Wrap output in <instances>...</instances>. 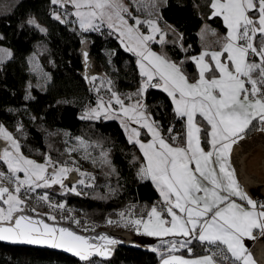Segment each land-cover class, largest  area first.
Segmentation results:
<instances>
[{"label":"snow or ice","instance_id":"snow-or-ice-1","mask_svg":"<svg viewBox=\"0 0 264 264\" xmlns=\"http://www.w3.org/2000/svg\"><path fill=\"white\" fill-rule=\"evenodd\" d=\"M50 3L64 9L63 13H52L56 21L67 24L69 16L75 17L72 23L82 33L100 32L106 26L124 50L136 57L142 78L136 92L125 98L113 90L112 80L105 78L101 84L106 82L110 98L98 96L96 106L86 109L81 117L118 119L128 142L138 146L142 153L143 163L137 176L150 181L161 197L158 204L147 210L146 218L143 214L136 217L134 212H120L119 220L108 219L107 223L131 226L138 234L148 237H181L168 242V255L166 258L162 255V264H227L229 260L232 264H256L244 245V238H255L256 231L264 235V205L257 210L256 203L241 188L231 154L233 146L250 128L259 125V131L264 132V0H210L209 18L221 17L227 32L218 40L219 50L205 48L198 56L187 57L197 69L198 78L193 81L182 68L185 60L173 61L166 53H157L151 47L171 42L188 51L184 48L182 33L169 25L160 26L163 20L160 8L167 5V0H130L131 7L124 0H50ZM68 6L73 11L69 12ZM133 8L145 11L146 18L133 15ZM26 23L42 33L47 32L34 17ZM142 26L147 27L146 32L141 30ZM169 34L174 36L172 41L167 40ZM87 43L86 39L81 40V44ZM0 51L4 52L0 55L2 64L6 57H11V52ZM82 56L87 69L86 49ZM32 71L41 72L34 60ZM42 78L50 79L47 73H42ZM84 78L90 82L96 80L87 73ZM149 89H160L171 99L174 114L185 121L183 135L173 134L174 127L168 128L167 137L163 135L160 123L151 117L145 103ZM96 91L99 93L100 88ZM125 99L134 102L125 104ZM197 116L206 122V128L197 123ZM141 129H146L151 137L147 142L140 139ZM23 130V124L18 123L16 131ZM0 139L6 142L0 150V163L6 166V170H0V241L63 248L86 264H92L95 256L108 257L117 240L103 235L96 238L103 243L93 242V238L68 227L50 225L26 214L28 200L38 189L59 185L80 195L75 186L66 188L65 185L69 173L80 169L69 167L67 162H54L50 155L45 156L44 163L25 156L20 140L2 123ZM77 139L79 145L68 149V153L82 147L84 158L88 159V145ZM96 147L100 145L97 143ZM100 158L101 163H110L106 152L101 151ZM80 175L91 177L90 173L80 172ZM78 183L84 185L85 180L80 179ZM234 197L246 205L237 203ZM36 198L48 202L50 207H65L63 203L51 204L47 191ZM49 219L55 221L56 217L50 215ZM74 223L79 225L80 221L74 220ZM193 241L205 245L208 254L194 259L172 254L179 248L191 253ZM151 250L158 251L155 247Z\"/></svg>","mask_w":264,"mask_h":264},{"label":"trees","instance_id":"trees-1","mask_svg":"<svg viewBox=\"0 0 264 264\" xmlns=\"http://www.w3.org/2000/svg\"><path fill=\"white\" fill-rule=\"evenodd\" d=\"M207 1L167 0V5L160 8L162 21L172 24L183 34V45L188 51L181 50L178 44L167 43L164 46L174 60L186 61L182 68L191 77L195 75V67L186 56L198 51L200 47L197 34L199 26L207 20L219 29H224L218 17L210 19L206 16ZM53 12L63 13L64 9L51 5L50 0H9L6 5L0 6V44L9 47L11 52V57L5 58L0 64V123H4L20 140L24 154L38 160L50 155L54 162H64L66 134L69 137L79 134L101 141L113 170L110 173L92 171L91 177L95 179L86 181L77 190L80 195L64 190L58 194L60 199L75 206L81 211L83 219L92 222L119 220L120 212H134L136 217L145 215L147 210L158 202L159 194L150 181L141 180L137 176V168L142 160L138 147L128 142L118 119H81L86 109L98 100V96L104 98L105 93L110 94L106 82L103 87L105 89H100L98 93V86L95 85L97 82L86 81L84 78L81 47H86L89 54L101 65L100 77L111 79L113 90L122 96L135 93L139 88L142 78L136 65V57L124 50L116 35L109 34L110 30L106 26L100 32L82 33L77 25L72 23L71 16L68 17L69 23L61 24L53 18ZM30 17L42 24L47 32L42 33L34 26L28 25L26 21ZM83 37L88 41L87 44H81ZM106 51L110 52L108 56ZM31 53L36 55L43 70L50 77L44 88L34 84L31 88L28 86L29 81L34 78L28 64ZM29 95L32 98L26 99ZM145 103L151 117L160 123L164 136L169 135V127H174L173 134L183 135L184 120L174 114L173 104L166 93L160 89H149ZM32 117L36 119L33 120ZM18 123L23 124L22 133L16 131ZM197 123L202 128L207 127L200 117H197ZM201 135L203 137V133ZM147 136V132L141 129V137ZM169 142L172 143L171 140ZM0 166L4 167L2 163ZM128 207L130 209L126 211ZM72 217L70 215L69 218H59L55 221L68 223L85 232L104 228H83L72 223ZM114 225L116 227L110 228L130 231L133 238L145 247L120 246L108 259L92 258V264H161L159 256L163 251L158 248L157 252L151 250L155 238L142 237L136 234L131 226ZM190 247L191 253L206 251V246L198 241H193ZM0 264L86 262H79L46 248L7 245L0 242Z\"/></svg>","mask_w":264,"mask_h":264},{"label":"crops","instance_id":"crops-1","mask_svg":"<svg viewBox=\"0 0 264 264\" xmlns=\"http://www.w3.org/2000/svg\"><path fill=\"white\" fill-rule=\"evenodd\" d=\"M206 4H207L206 16L210 17L211 16V9L209 7L210 0H208ZM134 11H135V8H134ZM218 18L223 24L222 18L221 17H218ZM166 25H169L175 29V27L172 24L161 21L160 26L162 28H165ZM213 30H215V34H213ZM176 32L181 33L177 30ZM226 32L227 30L225 26H224V29L221 30L219 29L217 25L210 23L207 20H204L202 24L199 26V28L197 29L200 47L198 51L190 53L188 56H186V58L190 56H198L200 52L204 50L205 48L219 50L218 40H220L221 37L225 36ZM173 39H174V36L172 34H169L167 37V40L172 41ZM151 47L153 51H156L157 53H161V52L166 53L167 56L171 60L178 62L177 60H174L170 56L165 46H161L159 44H152ZM194 67H195L194 76L191 77L185 72L189 76L190 81H193L195 78H198L197 69H196L195 64H194ZM95 85L98 86L100 85V83H96ZM102 87H105V85ZM108 95L110 94L108 93L107 96L105 95V97L108 98ZM125 97L126 96H122V98H125ZM196 121H197V118H196ZM184 124H185V121H184ZM132 126L137 127V125L135 124ZM144 130L146 132V129ZM140 139L144 142H147L149 139H151V137L149 135L145 138L140 136ZM204 147H205V150H208L207 144H204ZM231 161H232V167L236 170V177H237V180L240 182L241 188L244 190V192L247 193L248 197L251 198L256 203L257 210H260L259 206L264 205V132L259 131L258 125L255 128H250L246 132L244 138L238 141L237 144L233 146V151L231 154ZM142 163H143V157L137 168V172ZM234 199L236 200L237 203L246 205V202L241 201L239 197H234ZM160 200H161V197L159 196L158 202L156 204H158ZM145 218H146V214H145ZM136 234L138 233L136 232ZM253 235L255 238H249V237L244 238V245L248 249V251L252 253L253 259L256 260V264H264V235H260L258 231L254 232ZM140 236L147 237V238H153V239L155 238L152 245L158 248L159 250L163 251V253L159 256V263L161 264H162V255L164 256V258H166L168 255V250H169L168 242L174 239L175 240L181 239V237H173V236H167V237H148L144 235H140ZM172 254L181 256L185 259H194L196 257L204 256L208 253L206 251L201 252V253H188L187 251H184V248H179L177 251H175ZM229 263L232 264V261L229 260L227 264Z\"/></svg>","mask_w":264,"mask_h":264},{"label":"rangeland","instance_id":"rangeland-1","mask_svg":"<svg viewBox=\"0 0 264 264\" xmlns=\"http://www.w3.org/2000/svg\"><path fill=\"white\" fill-rule=\"evenodd\" d=\"M8 2H9V0L8 1L2 0L0 2V6L6 5ZM124 3L129 4V6L131 7L130 0H124ZM68 8H69L68 9L69 12L73 11L71 6H68ZM133 15L139 16L141 19L146 18V12L145 11H136V10L134 11L133 10ZM253 15L255 16V13ZM74 19H75V17H71L72 21ZM129 23H132V21L130 20ZM41 26H43V25L41 24ZM77 27H78V25H77ZM145 27L146 26H142L141 30L146 32L147 27L146 28ZM82 39H85V38L83 37ZM0 50H5L7 52H10L9 47H7L5 45H1V44H0ZM109 53L110 52L106 51L107 56L109 55ZM0 55H4V52L0 51ZM33 60L35 61L36 64H38L40 66V69H41L40 73L32 71V61ZM28 64H29V69L34 74V78L29 81L28 86L32 85V84H34V85L40 84V85H43V87H40V88H44L47 81H45L42 78V73H46V72L43 70L42 66L40 65V63H39V61H38V59L34 53H31L29 55ZM91 76L96 77L95 81L97 83H100V85H98V87L100 89H105L102 87L105 85V83L103 85L101 84V82L105 80L103 77H100L99 74H93ZM107 94L108 93H105L104 95L107 96ZM110 95H108V98L104 97V99L108 100L110 98ZM121 98H122V96H121ZM133 102H134V100L133 101L125 100V104H129V103H133ZM96 104H97V101L95 102V104H93L90 107H95ZM2 124L9 131H11L4 123H2ZM65 138H66V144L64 146V150L66 151V155H65V160H64V162H62V164L67 162V165L69 167H78L80 169V172H83L86 174L87 173L91 174V172L94 170H101V171H105L106 173H110L113 170L112 166L109 163H107V164L101 163L100 152L101 151L106 152V148L104 146H102L101 141L95 140V139H89V138H86V137L79 135V134L74 135L72 137H69L66 134ZM77 138L82 139L88 145L87 152L90 154L88 159L84 158L85 150L82 147L79 148L78 151L72 152L71 154L68 153V151H67L68 149L73 148V147H77L79 145V140ZM97 143L100 145V147H96ZM4 146H6V142L3 141L2 139H0V150H2V148ZM24 155L28 156L31 159L36 160L38 163H44L45 162V158L43 160H38V159H35L29 155H26V154H24ZM93 159L96 161L95 163L92 162ZM107 160H108V158H107ZM72 161L76 162L75 165L72 164ZM0 168H1V170H6V166H4V167L0 166ZM80 172H76L77 177L75 179H73L71 182L65 183L66 188H71V187L75 186L78 190L82 186L78 183V181L80 179H84L85 183H86V181L88 182L91 180V177H89V176H81ZM64 190L65 189H62L59 185H55L50 189H38L37 193L33 194L32 198L28 200V211L31 213H41V214L45 215L47 219H49L50 215H54L56 217V220H58L59 218L66 219V218H69L70 215H72L73 217L71 218V222L74 223V220H79L80 221L79 226H81L83 228L96 227V226L104 227V228L116 227V225H114V224H108L107 221H105V222H92V221H89L85 218L83 219V216H81L80 210H77L76 207L73 205L66 204L64 202V200L60 199V195H58V194H60ZM45 191L48 192L49 200H50L51 204L55 205V204L63 203L65 205V207L63 209H57L54 207H50L48 202L38 200L36 198L37 195H42ZM33 208H35V210H36L35 212L31 211V209H33ZM129 209H130V207H128L126 209V211H128ZM74 224H76V223H74Z\"/></svg>","mask_w":264,"mask_h":264},{"label":"water","instance_id":"water-1","mask_svg":"<svg viewBox=\"0 0 264 264\" xmlns=\"http://www.w3.org/2000/svg\"><path fill=\"white\" fill-rule=\"evenodd\" d=\"M87 50L86 47L82 46L81 50ZM88 51V50H87ZM89 53V52H88ZM82 73L83 76L85 77V74L87 73L88 76L93 75V74H101L102 73V67L99 64V62L91 55L89 54V60H88V64H87V69L85 68V64L83 61V56H82ZM88 81V80H86ZM77 177V173L76 172H71L69 173L68 179L65 181V183H69L71 182L73 179H75ZM27 215L32 216L33 218H38V219H42L44 220L45 223H48L50 225H56L57 227H68L71 230L77 232L80 235H84V236H88L93 238V242H98V243H103V241H97L96 238L103 236V235H107L112 239H115L118 241V243L114 246H111V254L108 257H99V256H95L93 258H98L100 260H105L108 259L109 257H111V255L113 254V252L120 246H124V247H131V248H144L145 245L139 241H137L136 239L133 238V235L130 231L126 230V229H118V228H100L94 231H81L79 229H77L76 227L65 223V222H61V221H52L47 219L45 216H43L40 213H31L29 211H27L26 213ZM3 244H7V245H17V246H26V247H33V248H46V249H50V250H54L57 252H60L62 254H64L65 256H69L72 257L76 260H78L79 262H85L83 260L80 259V257L76 256L74 253L67 251L66 249L63 248H54L51 247L49 245H34V244H27V243H13L10 241H0Z\"/></svg>","mask_w":264,"mask_h":264},{"label":"built area","instance_id":"built-area-1","mask_svg":"<svg viewBox=\"0 0 264 264\" xmlns=\"http://www.w3.org/2000/svg\"><path fill=\"white\" fill-rule=\"evenodd\" d=\"M259 126V125H258ZM187 251V250H186ZM188 252V251H187Z\"/></svg>","mask_w":264,"mask_h":264}]
</instances>
